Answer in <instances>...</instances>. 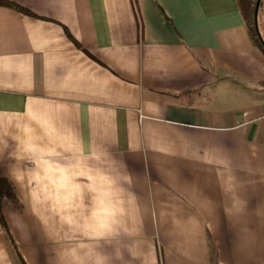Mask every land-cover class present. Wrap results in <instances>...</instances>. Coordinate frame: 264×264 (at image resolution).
Returning <instances> with one entry per match:
<instances>
[{"label":"crops","instance_id":"1","mask_svg":"<svg viewBox=\"0 0 264 264\" xmlns=\"http://www.w3.org/2000/svg\"><path fill=\"white\" fill-rule=\"evenodd\" d=\"M6 1L29 11L0 0L25 264H264V51L238 0ZM0 264H21L1 220Z\"/></svg>","mask_w":264,"mask_h":264},{"label":"trees","instance_id":"2","mask_svg":"<svg viewBox=\"0 0 264 264\" xmlns=\"http://www.w3.org/2000/svg\"><path fill=\"white\" fill-rule=\"evenodd\" d=\"M1 1L5 2V3L13 4L17 8H19L25 12H29L24 7H22L18 4H14L13 2H9L6 0H1ZM256 1L257 0H238L242 14H243L250 30H251V33L253 34V36L255 38V42L264 51V41H262L260 39V36L258 35V32H257L256 27H255L254 13H255ZM263 9H264V0H261L259 15H258L259 26H260V14H261V11ZM260 31H261V35H262L263 40H264V32L262 30H260ZM260 84L264 88V78L260 80ZM6 184H7V180L5 178H0V220H1V222L5 228V233L7 236V241L9 244V248H10L13 260L16 262H20L21 264H25V261H24L23 257L21 256V254L17 248L16 242L14 241L11 233L9 232L7 222H6L5 217L3 215V212H2V201H3L4 189L6 187Z\"/></svg>","mask_w":264,"mask_h":264},{"label":"rangeland","instance_id":"3","mask_svg":"<svg viewBox=\"0 0 264 264\" xmlns=\"http://www.w3.org/2000/svg\"><path fill=\"white\" fill-rule=\"evenodd\" d=\"M259 28H260V30H262L264 32V9L261 11V14H260V26H259ZM233 85L234 86H237V87H241L242 86L241 84H235V82H234ZM253 93L257 97H260L261 99H264V89L263 90L262 89L261 90L254 89V92Z\"/></svg>","mask_w":264,"mask_h":264},{"label":"water","instance_id":"4","mask_svg":"<svg viewBox=\"0 0 264 264\" xmlns=\"http://www.w3.org/2000/svg\"><path fill=\"white\" fill-rule=\"evenodd\" d=\"M260 3H261V0H257L256 1V6H255V13H254V20H255V27H256V30L258 32V35L260 36V39L262 41L263 40V37L261 35V32H260V28H259V19H258V15H259V9H260Z\"/></svg>","mask_w":264,"mask_h":264}]
</instances>
